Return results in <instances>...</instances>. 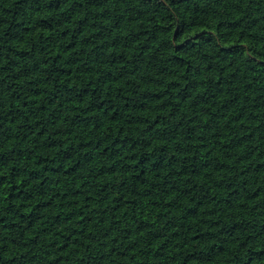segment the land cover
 <instances>
[{
	"label": "trees",
	"instance_id": "trees-1",
	"mask_svg": "<svg viewBox=\"0 0 264 264\" xmlns=\"http://www.w3.org/2000/svg\"><path fill=\"white\" fill-rule=\"evenodd\" d=\"M0 264H264V0H0Z\"/></svg>",
	"mask_w": 264,
	"mask_h": 264
}]
</instances>
